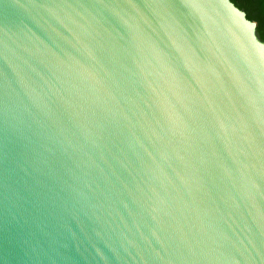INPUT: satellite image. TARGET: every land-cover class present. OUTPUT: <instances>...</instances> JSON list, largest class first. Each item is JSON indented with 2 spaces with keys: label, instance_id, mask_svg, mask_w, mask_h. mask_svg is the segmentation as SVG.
I'll return each mask as SVG.
<instances>
[{
  "label": "water",
  "instance_id": "water-1",
  "mask_svg": "<svg viewBox=\"0 0 264 264\" xmlns=\"http://www.w3.org/2000/svg\"><path fill=\"white\" fill-rule=\"evenodd\" d=\"M0 264H264L256 21L0 0Z\"/></svg>",
  "mask_w": 264,
  "mask_h": 264
},
{
  "label": "trees",
  "instance_id": "trees-1",
  "mask_svg": "<svg viewBox=\"0 0 264 264\" xmlns=\"http://www.w3.org/2000/svg\"><path fill=\"white\" fill-rule=\"evenodd\" d=\"M245 10L249 19L256 21V35L264 41V0H232Z\"/></svg>",
  "mask_w": 264,
  "mask_h": 264
}]
</instances>
